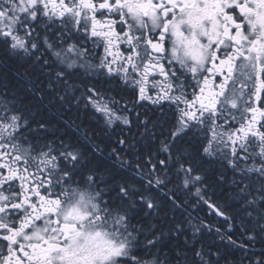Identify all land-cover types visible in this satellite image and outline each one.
<instances>
[{
    "label": "snow or ice",
    "instance_id": "obj_1",
    "mask_svg": "<svg viewBox=\"0 0 264 264\" xmlns=\"http://www.w3.org/2000/svg\"><path fill=\"white\" fill-rule=\"evenodd\" d=\"M0 69V264H264V0H0Z\"/></svg>",
    "mask_w": 264,
    "mask_h": 264
},
{
    "label": "trees",
    "instance_id": "obj_2",
    "mask_svg": "<svg viewBox=\"0 0 264 264\" xmlns=\"http://www.w3.org/2000/svg\"><path fill=\"white\" fill-rule=\"evenodd\" d=\"M0 71H3V69H0ZM94 131L97 132V134H98V136H99L100 138H104V139H106V138L103 136V134L99 132V130H95V129H94ZM201 215H204V214L201 213ZM213 222L215 223L216 221H213ZM238 238H239V234L236 233V234L234 235V239H238ZM259 247H260V245L257 244V248H259ZM239 255H240V253L237 251V252H236V256H237V258L239 257Z\"/></svg>",
    "mask_w": 264,
    "mask_h": 264
},
{
    "label": "flooded vegetation",
    "instance_id": "obj_3",
    "mask_svg": "<svg viewBox=\"0 0 264 264\" xmlns=\"http://www.w3.org/2000/svg\"><path fill=\"white\" fill-rule=\"evenodd\" d=\"M95 130H98V129H95Z\"/></svg>",
    "mask_w": 264,
    "mask_h": 264
}]
</instances>
